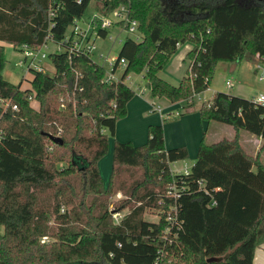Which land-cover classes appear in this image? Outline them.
Masks as SVG:
<instances>
[{"label": "trees", "instance_id": "1", "mask_svg": "<svg viewBox=\"0 0 264 264\" xmlns=\"http://www.w3.org/2000/svg\"><path fill=\"white\" fill-rule=\"evenodd\" d=\"M92 1L0 0V99L18 106L0 107V264H254L264 244V164L238 134L203 139L188 174L171 172L189 153L166 149L162 125L150 127L145 145L115 143L107 188L98 163L136 95L130 74L145 73L152 96L176 104L208 90L220 63L264 59V0H96L104 14L127 5L139 24L141 41L127 38L121 47L113 72L121 60L127 66L118 82L67 48L49 55L53 71L33 70L26 89L4 78L1 43L63 44ZM187 42L194 45L187 73L174 86L159 73ZM198 112L264 141V107L250 99L216 93ZM60 130L63 144L50 139ZM118 192L128 199L111 211ZM175 205L177 231L167 222ZM128 207L117 224L113 213ZM147 209L159 212L158 222L145 220Z\"/></svg>", "mask_w": 264, "mask_h": 264}, {"label": "rangeland", "instance_id": "2", "mask_svg": "<svg viewBox=\"0 0 264 264\" xmlns=\"http://www.w3.org/2000/svg\"><path fill=\"white\" fill-rule=\"evenodd\" d=\"M97 13H100V9L97 7L96 0H93L84 15V20H86L93 14H97ZM112 19H114V17H112ZM73 28L74 27L71 24V26L67 30L66 36L72 34ZM127 38H133V35L120 26L112 27L109 30V35L107 38H100L99 40H97L98 49L92 56L93 60L96 63L104 66L107 69V72L112 73L111 64L110 62H107L106 59L109 58L112 62L115 63L118 60L123 42ZM59 48L60 46L52 42H49L47 45H44L42 47V52H45L47 53V55H50L51 53L57 52ZM184 50H185V46H182V48L180 47L177 50V52L171 57L166 67L160 72V76L164 80L168 81L173 85H179L181 83L182 76H184L182 75V72H181V77H180V73H177L175 75L176 69L179 66L183 65V61H181V55ZM101 55H103V58H101ZM5 59H6V65L3 72L4 78L8 82L14 85L22 84V89L24 88L26 89L30 87L29 81L33 79V74L31 71L27 69L26 66L20 64V62L24 60L23 52L14 49L10 45H7L5 47ZM256 59L257 60L255 63L247 62L246 60H242L241 62L220 63L213 74L212 81L208 90L194 97L193 101L195 105L193 110L192 111L187 110V105H188L187 102L177 103L175 104V109L177 110V112L174 113L172 116H167L166 118L172 122H176L179 121V119L181 120L185 117H188L189 115L197 114L199 113L198 110L201 104L203 102L211 101L216 93L240 94L241 90H243L245 92L243 93L244 96H248V97H252L253 95L259 93H264V81L261 82L259 80L260 71L256 69L257 64L264 67V62L259 57H257ZM43 63L45 67L48 68L49 71L54 70L49 58L44 59ZM124 69L125 68L123 67V65H120L114 74L115 78L117 79L121 78L124 73ZM185 69L183 71H185ZM228 81H231L234 84L232 89H229L227 87ZM126 82L130 87H132L135 90L137 94H139V92H144V91H146L147 95L149 94V90L146 87L147 83L145 79V73L140 75L130 74L129 79ZM154 99H158V98H154ZM156 102L163 107L160 101H156ZM33 106L38 107V104L34 102ZM177 113H179L181 116L180 115L176 116ZM148 115H153V114L149 113ZM234 133L235 130L232 126L221 123H215V122L211 123L210 126L208 123H205L204 133L202 131L203 136L205 134V140L207 143L218 142L223 139H232L235 136ZM118 138L123 139L124 137L122 134H119ZM116 140L114 139L113 136L109 137L110 152L109 154L107 153L108 156L107 155L104 156L105 157L104 160L108 161L107 164L108 166L105 168L102 166L101 177L103 184H105L104 187L106 188L109 185V181L113 171V167H112L113 151H114L113 146L115 147V143L118 142ZM194 163H195V157L193 153L192 156L190 155L189 159L185 161H178L172 163L171 168L175 171L180 169L183 170L184 168L191 170ZM140 175L141 172L139 171L136 177H139ZM128 177H129L128 175H125V178L128 179ZM127 199L128 198L124 193L118 192L111 199L110 210L115 211V209H117L120 206V204L126 201ZM116 211L121 212L122 216L125 217L130 213V208L128 207L123 210H116ZM158 213L159 212L156 210L147 209L144 218L149 222H158L159 221V215H157Z\"/></svg>", "mask_w": 264, "mask_h": 264}, {"label": "crops", "instance_id": "3", "mask_svg": "<svg viewBox=\"0 0 264 264\" xmlns=\"http://www.w3.org/2000/svg\"><path fill=\"white\" fill-rule=\"evenodd\" d=\"M1 45L6 47L9 44L1 43ZM182 46H185V50L182 52V55H181V61H183V65L179 66L176 69L175 75L177 73H180V77H181V72H182V75H184L182 76V79H184L187 73V68H188L187 56L193 49L194 45L192 43L187 42L185 44L179 45L178 49L180 47L182 48ZM184 69L185 71H183ZM182 79H181V82H182ZM174 86H178V85H174ZM243 93L245 92L241 90L240 94L234 93L232 95L250 99V100H252L256 95H258L256 94V95H253L252 97H248V96H244ZM154 98L155 97L152 96L150 91L148 95L146 94V91L139 92V94L136 93L134 98L127 105L126 117H124L123 119L117 122L116 133H115L114 139L115 140L117 139L116 141L121 142V143L130 142L134 146H142V145H145L148 141L150 127L156 126V125H162L164 128V139H165L166 149L170 150L174 148L186 147L188 150V153H190L189 156L190 155L192 156V154L194 153V157L196 161L200 143L203 139H205V134L203 136L202 131L204 133L205 123L207 122L201 119L200 113L189 115L188 117H185L181 120L179 119V121L172 122L166 117L172 116L174 113L177 112V110L175 109V104L165 98H158V99H154ZM156 101H160L163 107L160 104H158ZM153 104L160 106L162 109V112L155 111L153 109ZM149 113L153 115H148ZM211 123H214V122H211ZM211 123H208L209 126ZM119 134L123 135L124 140L118 138ZM234 134H235L234 138L238 134L239 142L241 146L247 151V153L253 157H260L261 162L264 164V141L261 138L256 137L245 131H241L237 133V131L235 130ZM232 139H228V140H232ZM214 143H217V142H213V143L208 142V144H214ZM109 152H110V145H109L108 154ZM104 159L105 157L101 159L98 163L100 174L102 173V166L104 168L108 166L107 165L108 161H105ZM185 170H189V169L184 168L183 170L180 169L177 171L175 170L173 171L184 172ZM254 264H264V244H262L260 247L257 248L255 252V257H254Z\"/></svg>", "mask_w": 264, "mask_h": 264}, {"label": "built area", "instance_id": "4", "mask_svg": "<svg viewBox=\"0 0 264 264\" xmlns=\"http://www.w3.org/2000/svg\"><path fill=\"white\" fill-rule=\"evenodd\" d=\"M114 17V19H112ZM73 32L71 35L66 36V39L63 44H56L60 46L57 52L65 51L66 48L69 49L70 53L72 54H86L89 56H93L94 53L97 51V40L100 38H107L109 35V30L114 26H120L126 29L130 34L133 35V39L137 41H141L142 37L138 30V22L130 17V9L127 5H122L115 11L109 14L104 13H97L93 14L86 20L84 17L74 19L73 23ZM107 32V36L104 37V33ZM112 38V37H111ZM51 40L47 39V41L38 48H30L28 46H22L16 48V50L22 51L24 54V60L20 62L21 65L26 66L29 71H43L45 65L43 63L44 59L49 58L47 53L42 52V47L47 45ZM67 43V46H66ZM14 48L13 45H10ZM15 49V48H14ZM103 58V55H101ZM260 58V57H259ZM261 59V58H260ZM259 59V60H260ZM264 62V59H261ZM107 62H110L112 67V73L107 72L108 80L109 81H116L118 82L120 78H115V72H113L116 62H112L109 58L106 59ZM120 65H123L125 68L127 63L125 60H121ZM256 69L260 71L259 80L261 82L264 81V67L260 65H256ZM129 77L127 78V80ZM126 80V81H127ZM127 83V82H126ZM233 83L231 81L227 82V87L229 89L233 88ZM252 101L260 106L264 107V93H260L256 95ZM193 99L189 100L187 103H192ZM0 107L4 109L12 108L13 111H18V106L13 104L11 100L8 99H0ZM64 107V106H62ZM153 109L158 112H162L160 106L153 104ZM180 114L177 113L176 116ZM61 136V130L58 133L57 137ZM171 166V165H170ZM171 172L173 174H188L189 170H185L184 172H175L171 168ZM168 194L170 197L176 199L178 197V190H176V186L173 185L169 188ZM179 209L178 206H173L167 213V222L170 224V228L174 230L180 229V222L178 220ZM114 220L117 224L121 222L123 219L121 212H114L113 213ZM176 236V234H175Z\"/></svg>", "mask_w": 264, "mask_h": 264}, {"label": "water", "instance_id": "5", "mask_svg": "<svg viewBox=\"0 0 264 264\" xmlns=\"http://www.w3.org/2000/svg\"><path fill=\"white\" fill-rule=\"evenodd\" d=\"M50 139L53 140L55 143L63 144V139L60 137L50 136ZM217 259H210L209 261H216Z\"/></svg>", "mask_w": 264, "mask_h": 264}]
</instances>
